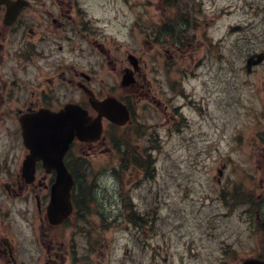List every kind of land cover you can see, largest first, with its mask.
Here are the masks:
<instances>
[{"label":"flooded vegetation","instance_id":"obj_1","mask_svg":"<svg viewBox=\"0 0 264 264\" xmlns=\"http://www.w3.org/2000/svg\"><path fill=\"white\" fill-rule=\"evenodd\" d=\"M259 54L264 55V0H0V264H83L90 255L104 260L102 248L78 233L80 223L87 226L79 218L81 195L89 203L87 223L108 224L102 211V221L91 220L98 191L75 185L72 214L61 224L49 221L54 165L64 162L78 177L81 159L114 148V130L121 134L119 164L128 162L136 141L154 149L159 119L174 123L182 110L175 96L186 95L183 87L197 74L194 68L219 74L214 84L229 88V100L247 101V145L255 167L247 174L250 189L237 190V180L224 173L232 159H220L224 170L214 177L218 205L207 213L213 195L203 192V216L191 231L217 242L218 253L210 258L218 264H243L248 256L264 260ZM79 108L101 124L99 140L70 135ZM115 109L124 123L109 118ZM114 203L120 211L121 201ZM190 236L183 233L196 242ZM247 241L258 244L236 259L239 244Z\"/></svg>","mask_w":264,"mask_h":264},{"label":"rangeland","instance_id":"obj_2","mask_svg":"<svg viewBox=\"0 0 264 264\" xmlns=\"http://www.w3.org/2000/svg\"><path fill=\"white\" fill-rule=\"evenodd\" d=\"M199 71L187 79V95L176 99V103L185 105L182 112L186 122L182 131L159 127L157 149L153 150L148 167L151 176L146 175L144 167L132 172L119 171L121 134L118 130L112 132L114 148L88 155L89 180L100 188L94 187L99 203L91 208L94 212L91 220L93 223L102 221L99 214L102 211L109 216L108 223L112 218L113 221L95 228L86 223L85 228L90 232L83 237L100 245L99 254L105 258L90 255L89 261L83 264H218L210 258L218 253L217 242L201 232L193 233L191 228L197 226L203 216L200 200L203 192L213 195L207 198V205L212 200L207 213L218 205L214 176L221 168L220 158H232L227 175L237 180L241 190L250 189L248 182L252 179L247 178V174L255 167L247 145L252 118L243 113L244 100L235 103L223 98L224 84L214 86V78L220 80L219 74L212 76L208 68ZM163 119H159V126ZM137 147L142 145L137 144ZM146 149L149 152L150 147ZM118 200L121 201L120 211L114 203ZM185 232L196 242L184 239ZM254 244L258 241L240 243L236 259L251 254Z\"/></svg>","mask_w":264,"mask_h":264},{"label":"water","instance_id":"obj_3","mask_svg":"<svg viewBox=\"0 0 264 264\" xmlns=\"http://www.w3.org/2000/svg\"><path fill=\"white\" fill-rule=\"evenodd\" d=\"M88 131V128L85 126L84 121L80 120L78 125V136L83 138ZM62 167V168H61ZM59 172V178L54 185V201L51 207V215L55 218L59 217L60 220L69 214L71 210V205L69 202V192L72 187L73 181L71 174L68 173L66 167L61 166ZM245 264H264L258 260H248Z\"/></svg>","mask_w":264,"mask_h":264},{"label":"bare ground","instance_id":"obj_4","mask_svg":"<svg viewBox=\"0 0 264 264\" xmlns=\"http://www.w3.org/2000/svg\"><path fill=\"white\" fill-rule=\"evenodd\" d=\"M105 204V203H104Z\"/></svg>","mask_w":264,"mask_h":264}]
</instances>
